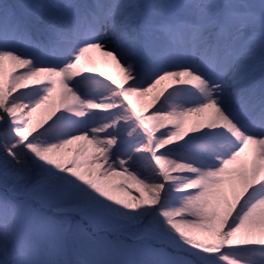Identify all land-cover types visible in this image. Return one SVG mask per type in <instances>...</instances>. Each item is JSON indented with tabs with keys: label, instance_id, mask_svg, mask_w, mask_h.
Segmentation results:
<instances>
[{
	"label": "snow or ice",
	"instance_id": "6c2138e0",
	"mask_svg": "<svg viewBox=\"0 0 264 264\" xmlns=\"http://www.w3.org/2000/svg\"><path fill=\"white\" fill-rule=\"evenodd\" d=\"M0 264H264V0H0Z\"/></svg>",
	"mask_w": 264,
	"mask_h": 264
},
{
	"label": "bare ground",
	"instance_id": "6f19581e",
	"mask_svg": "<svg viewBox=\"0 0 264 264\" xmlns=\"http://www.w3.org/2000/svg\"><path fill=\"white\" fill-rule=\"evenodd\" d=\"M7 2H12V0H7ZM135 195H139V193H136L135 191L133 192Z\"/></svg>",
	"mask_w": 264,
	"mask_h": 264
},
{
	"label": "rangeland",
	"instance_id": "374dc122",
	"mask_svg": "<svg viewBox=\"0 0 264 264\" xmlns=\"http://www.w3.org/2000/svg\"><path fill=\"white\" fill-rule=\"evenodd\" d=\"M256 259H257V260H259L260 258H259V257H257Z\"/></svg>",
	"mask_w": 264,
	"mask_h": 264
}]
</instances>
